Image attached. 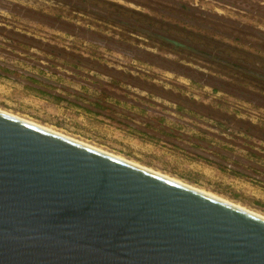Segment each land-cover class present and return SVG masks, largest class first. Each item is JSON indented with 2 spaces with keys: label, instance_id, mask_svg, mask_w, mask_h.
Masks as SVG:
<instances>
[{
  "label": "rangeland",
  "instance_id": "rangeland-1",
  "mask_svg": "<svg viewBox=\"0 0 264 264\" xmlns=\"http://www.w3.org/2000/svg\"><path fill=\"white\" fill-rule=\"evenodd\" d=\"M0 109L264 215V0H0Z\"/></svg>",
  "mask_w": 264,
  "mask_h": 264
},
{
  "label": "water",
  "instance_id": "water-1",
  "mask_svg": "<svg viewBox=\"0 0 264 264\" xmlns=\"http://www.w3.org/2000/svg\"><path fill=\"white\" fill-rule=\"evenodd\" d=\"M0 264H264V218L0 111Z\"/></svg>",
  "mask_w": 264,
  "mask_h": 264
},
{
  "label": "bare ground",
  "instance_id": "bare-ground-1",
  "mask_svg": "<svg viewBox=\"0 0 264 264\" xmlns=\"http://www.w3.org/2000/svg\"><path fill=\"white\" fill-rule=\"evenodd\" d=\"M0 111H4V110L0 109ZM4 112H6V113H8V114H10V115H12V116H15V117H17V118H20V119H22V120H24V121L30 122V123H32V124H34V125H37V126H40V127L46 128L47 130H50V131L55 132V133H58V134H60V135H62V136H65V137H67V138H70V139H73V140L78 141V140L75 139V138H72V137L67 136V135H65V134H62V133H60V132L54 131V130L49 129V128H47V127L41 126L40 124H37V123L31 122V121H29V120H26L25 118L20 117V116H16V115L11 114V113H9V112H7V111H4ZM82 141H83V140H82ZM82 141H78V142H80V143H82V144H85V145H88V146H90L91 148H95V149H97V150H99V151H102V152H104V153L110 154V155H112V156H114V157H117L118 159H121V160H123V161H125V162H128V163H130V164H133V165H135V166H139V167H141V168H143V169H145V170H149V171H151V172H153V173H155V174H159V175H161V176H164V177H166V178H168V179H171V180H173V181H175V182L181 183V184H183V185H185V186H188V187H190V188H193V189H195V190L201 191V192H203V193H205V194H207V195H209V196H212V197L217 198V199H219V200H221V201H223V202H226V203H228V204H231V205L237 206L238 208H241V209H243V210H245V211L251 212V213H253V214H255V215L259 216V217L264 218V215L259 214L258 212L256 213V212H254V211H252V210H249V209H247L246 207L244 208V207H242V206H240V205H237V204H235V203H233V202H231V201H228V200H226V199L220 197L219 195H218V196L215 195V193L212 194V193H209V192H206V191L200 190V189L195 188V187H193V186H191V185H189V184H187V183H184L183 181H180V179H175V178L170 177V176H168V175H165V174H163V173L157 172V171H155V170H153V169H149V168H147V167H145V166H142V165H140V164H138V163H135V162H133V161H131V160H128V159H126L125 157H122V156H120V155H117V154H114V153H111V152L105 151V150H103V149H101V148H98V147H96V146L90 145V144H88L89 142H88V143H84V142H82ZM106 149H107V148H106Z\"/></svg>",
  "mask_w": 264,
  "mask_h": 264
},
{
  "label": "trees",
  "instance_id": "trees-1",
  "mask_svg": "<svg viewBox=\"0 0 264 264\" xmlns=\"http://www.w3.org/2000/svg\"><path fill=\"white\" fill-rule=\"evenodd\" d=\"M162 39V38H161ZM164 39V38H163ZM165 40H167L168 42L169 41H172L171 39H165ZM173 44H174V46H178V47H180V46H183V44H181L178 40H175V41H173ZM233 67H235V68H237V69H239V70H241V68L240 67H238V66H235V65H233ZM242 70H243V68H242ZM242 73L244 74V75H251L252 77H258L257 75H255V73H251V72H249V71H247V70H243L242 71ZM248 73V74H247Z\"/></svg>",
  "mask_w": 264,
  "mask_h": 264
}]
</instances>
